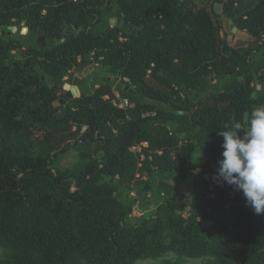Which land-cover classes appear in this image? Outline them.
I'll list each match as a JSON object with an SVG mask.
<instances>
[{"label": "trees", "instance_id": "obj_1", "mask_svg": "<svg viewBox=\"0 0 264 264\" xmlns=\"http://www.w3.org/2000/svg\"><path fill=\"white\" fill-rule=\"evenodd\" d=\"M223 20L235 34L221 36ZM0 36V264H136L167 252L264 264V214L203 177L219 168L220 131L264 106V0H0ZM92 74L106 82L87 94ZM70 85L81 95L60 108ZM112 87L133 107L104 100ZM68 140L78 164L53 171ZM141 142L143 160L130 152ZM193 171L201 178L189 183ZM151 189L156 211L129 221Z\"/></svg>", "mask_w": 264, "mask_h": 264}, {"label": "clouds", "instance_id": "obj_2", "mask_svg": "<svg viewBox=\"0 0 264 264\" xmlns=\"http://www.w3.org/2000/svg\"><path fill=\"white\" fill-rule=\"evenodd\" d=\"M246 125L234 122L231 130H221L222 159L214 182L240 191L245 204L256 214H264V106L253 108ZM243 134L241 135V131Z\"/></svg>", "mask_w": 264, "mask_h": 264}, {"label": "rangeland", "instance_id": "obj_3", "mask_svg": "<svg viewBox=\"0 0 264 264\" xmlns=\"http://www.w3.org/2000/svg\"><path fill=\"white\" fill-rule=\"evenodd\" d=\"M210 1L211 0H195V4L198 6L207 8L209 7ZM222 25H223L222 32H221L222 37H225L226 34H231L233 32L234 28L232 26V23L227 22L226 20H223ZM113 26L114 25H111V27ZM7 32H8L9 37H14L19 40H23L22 37L26 34V32L24 31L17 32L15 31V29H12V28H9ZM235 33L233 32V34ZM0 40H3L5 42L8 40V38L5 36H0ZM36 42L37 40L35 39V43ZM67 75H69V73ZM111 80H114L113 77H111ZM253 85H255L256 90H259L258 85L256 84H253ZM74 128L75 127H73L72 130H74ZM30 142H32L34 153H38L40 146H41V142H42V136L38 133H35L34 136L30 139ZM71 145H72V140H68L62 143L60 147L56 149V151L54 152V154L52 155L49 161V166L53 171L65 170V169L73 170L77 166L78 161L76 159V153L75 151L70 150ZM199 161H200L199 154H196L192 159V164L196 165L199 163ZM199 171L201 172V170ZM199 171L190 172L189 183H192V181H195V180H200L201 173ZM207 176H208L209 183L211 184L214 181L213 180L214 174L207 173ZM184 186L185 185L183 184L179 185V189L180 187H184ZM182 196L184 197V195ZM158 202H159V199H158L156 190L151 189L147 191L146 195L143 198H141L137 202L135 207L133 208L129 221H133L135 218H137V214L139 212L142 213L144 216L152 214L153 212L156 211ZM3 259H4V254L2 250L0 249V261H2ZM202 262H203L202 260L179 259L173 254L167 252V253L160 255L159 257L155 259L137 261L136 264H201Z\"/></svg>", "mask_w": 264, "mask_h": 264}, {"label": "flooded vegetation", "instance_id": "obj_4", "mask_svg": "<svg viewBox=\"0 0 264 264\" xmlns=\"http://www.w3.org/2000/svg\"><path fill=\"white\" fill-rule=\"evenodd\" d=\"M72 33H73V30L70 28H67L64 35H63L62 42H65L68 38V35L72 34ZM39 39L40 38L36 39L37 40V42L35 43L36 45H39V43H41L39 41ZM43 47L44 46H42V48ZM13 53L16 54L15 51H13ZM93 55L94 54L90 55L91 60H92ZM78 60H80V57H78ZM93 66L95 68L97 66V63H93ZM69 74H70V72H69ZM67 80H68V75L63 77V81L67 82ZM84 82L87 85L84 88V92H86L87 94H90L94 88L99 87V84L105 83L106 78L104 76H101L98 74H92L90 77L86 78ZM80 95H81V90L79 88L74 87L73 85H70L68 90L63 91L62 93H60L58 95L57 104L59 105L60 108H63L65 106H67L70 103V101H72L73 99L77 98ZM252 96H254V94Z\"/></svg>", "mask_w": 264, "mask_h": 264}, {"label": "built area", "instance_id": "obj_5", "mask_svg": "<svg viewBox=\"0 0 264 264\" xmlns=\"http://www.w3.org/2000/svg\"><path fill=\"white\" fill-rule=\"evenodd\" d=\"M125 83L127 82V79L124 81ZM104 100H110L111 105L119 110H126L129 108L133 107V104L130 103V101L127 98H123L120 96V93L115 89V87H112L111 90V95H106L103 98ZM155 112H151V113H145L143 115L144 116H154ZM148 148V144L146 142H141L138 144L133 145L130 148V152L133 153L134 155H137L139 157L140 160H143L145 158V154L144 151ZM203 177L208 180V176L207 173L203 174ZM132 196H135V192L133 191L131 193ZM144 216L142 213H138L137 217H142Z\"/></svg>", "mask_w": 264, "mask_h": 264}, {"label": "water", "instance_id": "obj_6", "mask_svg": "<svg viewBox=\"0 0 264 264\" xmlns=\"http://www.w3.org/2000/svg\"><path fill=\"white\" fill-rule=\"evenodd\" d=\"M109 3H110V2H108V4H109ZM217 11H220V7H219V6H217ZM107 12L109 13L110 10H108ZM111 24H112V25L115 24V20L112 19V20H111ZM121 24H122V22H121ZM233 32L235 33V32H236V29H234ZM39 41L41 42V45L44 46V40H43V38H40Z\"/></svg>", "mask_w": 264, "mask_h": 264}]
</instances>
